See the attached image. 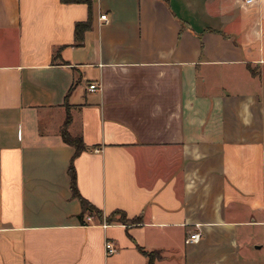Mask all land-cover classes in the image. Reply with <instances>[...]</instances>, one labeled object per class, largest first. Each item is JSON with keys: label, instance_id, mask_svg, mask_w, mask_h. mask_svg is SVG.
<instances>
[{"label": "crops", "instance_id": "0c3cea01", "mask_svg": "<svg viewBox=\"0 0 264 264\" xmlns=\"http://www.w3.org/2000/svg\"><path fill=\"white\" fill-rule=\"evenodd\" d=\"M89 12L0 0V264H264V0Z\"/></svg>", "mask_w": 264, "mask_h": 264}, {"label": "trees", "instance_id": "16d2710c", "mask_svg": "<svg viewBox=\"0 0 264 264\" xmlns=\"http://www.w3.org/2000/svg\"><path fill=\"white\" fill-rule=\"evenodd\" d=\"M62 1H64V2L84 1V2L88 3L89 10H90L88 18L85 20H79L75 24V35L77 38L82 39L84 36V31L92 25V18H93L92 8H93V1L94 0H62ZM70 118H71V115L69 113L67 115L65 122H64L62 134H63V137L66 141L70 142L71 144H73L75 146L76 149H75L74 155H76L77 153H79L81 150H83L86 147V143H85L82 135H80V134L74 135V134L70 133L69 130L67 129V124L70 121ZM68 171H69V175H70L71 189H72L73 195L79 197V199L81 201L82 210L79 213L81 220L84 221V214L86 212L94 213L97 215V217L102 218L103 217V210L99 206H97L94 202L89 200L87 197L83 196V194L80 192V190L78 188L77 172H76V167H75V163H74L73 159L71 160V162L69 164ZM118 213H119V216L117 217ZM106 218L109 221L121 220L124 222H138V221L142 220L141 215L129 218L127 216L126 212L124 210H121V209H117V210L111 212L110 214L107 215ZM147 253L149 254V260H148L147 264H153L154 259L160 255V252L155 251V250L149 251Z\"/></svg>", "mask_w": 264, "mask_h": 264}, {"label": "built area", "instance_id": "2783aa9c", "mask_svg": "<svg viewBox=\"0 0 264 264\" xmlns=\"http://www.w3.org/2000/svg\"><path fill=\"white\" fill-rule=\"evenodd\" d=\"M247 1H251V0H247ZM101 19L107 21L109 19L108 14L106 12L101 13L100 15ZM89 87L91 89L97 88L99 87V84L97 83V81L91 82L89 84ZM86 218L88 220L93 219V214H88L86 215ZM104 225L107 224L106 221L103 222ZM201 238V231L200 230H195L189 233V235L187 236V240L188 241H198ZM105 248H106V252L108 254L114 252L117 248L116 242L114 239L111 238H107L105 241Z\"/></svg>", "mask_w": 264, "mask_h": 264}]
</instances>
